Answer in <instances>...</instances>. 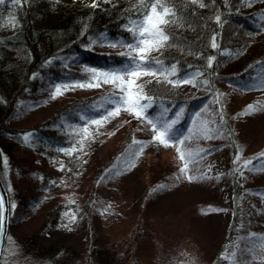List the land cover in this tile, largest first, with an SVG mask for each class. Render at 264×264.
<instances>
[{
    "label": "trees",
    "instance_id": "16d2710c",
    "mask_svg": "<svg viewBox=\"0 0 264 264\" xmlns=\"http://www.w3.org/2000/svg\"><path fill=\"white\" fill-rule=\"evenodd\" d=\"M262 1L246 0V3ZM145 2L149 3L150 0ZM171 2L177 8V22L162 27L174 37L168 42L173 46L154 51L151 57L163 60L168 66L176 63L180 77L199 71L202 75L197 77V83L208 80L209 85L193 87L191 84H181L174 87L163 82L157 84L151 76H141L136 84H144L145 92L156 98L158 103L172 108L170 117L180 107L185 108L184 118L176 125L178 131H182L188 128L193 113L203 105L213 107V112L220 107L213 106L210 101L221 95V89L231 87L243 90L247 80L264 71V44L261 47L251 46L248 38H244L264 24V9L256 10L241 0H228L227 6L225 0H216L215 4L211 0H204L207 4L204 9L191 4L190 0ZM140 8L139 0H118L105 8H93L90 4L71 0H28L23 7H13L6 0L5 5L0 6V182L8 202L7 233L8 225L14 221L22 224L35 222L36 232L23 245L29 254L36 253L40 239H48V247L51 248L54 235H73L83 228L92 245V254H88V259L93 257L94 260L86 258L81 263L119 264L120 252L125 245H129L130 256L134 257V264H138L137 250H143L161 235L159 229L155 231V227L150 225L154 219L152 216L156 215L152 213L151 204L161 196L160 193L175 192L187 184L207 188L219 181L230 188V205H226L229 220L210 263L224 264L221 257L226 254L229 264H248V259L249 264H261L264 248H254L248 237L250 233H255L264 240V226H255L250 217V195L260 197L259 194L264 193V184L257 185L251 181L256 172L257 177L262 178L259 171L245 170L242 165L246 160L258 165L256 157L264 152V145L256 155L243 156L240 139L233 130L231 112L222 107L223 125H219V115L215 116L221 134L214 139L186 142L191 148L196 146L197 149L210 150L206 156L224 158L220 172L223 175L219 180L215 179V175L211 179L190 181L175 166L165 169L159 154L167 152L170 147L151 143L152 140L148 138L151 131L146 130L148 134L142 135V139L134 134L133 129H127L117 147L107 145L105 134L110 125L119 121L117 127L121 128L127 123L122 118L123 109L114 119L104 123L98 132L96 126L80 119L84 114L88 118H99L100 113L92 109L102 98L112 94V84L62 89L61 95L52 98L54 85L68 80H88L92 74L85 72L84 67L104 72L119 68L127 61L128 58L120 53L128 49L120 45L111 47L109 42H131V34L125 30V25L138 18ZM9 15L16 18L14 28L9 23ZM216 15L221 16L219 25L215 22ZM213 35H216V43L219 44L216 50L210 47ZM101 39L105 41L103 44L99 43ZM92 40L97 43L91 44ZM109 48L112 49L105 50ZM210 56L216 57L212 68L208 67ZM169 78L175 80L177 77ZM160 79L163 81V77ZM132 89L134 92L135 85H132ZM158 111V107H153L149 114ZM23 122V126H13L14 123ZM138 123L144 125L139 120ZM85 126L96 134L85 141L82 152L67 156L57 151L58 148L70 146L69 137L74 127ZM146 127L150 129V126ZM29 133V141L24 142L23 134ZM133 139L146 144L139 155H134L139 149L133 145ZM19 150L40 157L47 166L39 168L31 165L28 158L18 154ZM237 152L241 157L237 166L244 172L243 177L231 174L234 167L232 161ZM152 158L153 162L150 161ZM61 164L65 166L64 171L58 170ZM142 164L148 166L142 168ZM200 165L201 160L197 164H190L193 170L187 175H200L195 171ZM161 170H168L167 175L162 176ZM157 174L161 178L147 186L146 177ZM53 181L56 183L53 184ZM70 200L74 203H70ZM188 207H182L173 214L175 227L180 231L179 239L183 234L181 232L186 231L187 223L191 225L194 215L209 218V212L219 209L220 204L198 202ZM69 210L76 216L74 223L65 216ZM155 218L160 220L164 216ZM103 225H107L109 235L114 238L110 243L98 239L100 237H96L98 242L91 239L95 238L97 232H104ZM188 230L197 232L192 225ZM102 231L101 234H104ZM199 232L203 234L201 230ZM198 238H193L197 246L194 259L197 264H207L209 255L205 252L202 239ZM174 245L176 247L173 249H176L178 243ZM242 249L252 251L241 252ZM125 260L128 261V258ZM127 261L123 264H127Z\"/></svg>",
    "mask_w": 264,
    "mask_h": 264
},
{
    "label": "rangeland",
    "instance_id": "374dc122",
    "mask_svg": "<svg viewBox=\"0 0 264 264\" xmlns=\"http://www.w3.org/2000/svg\"><path fill=\"white\" fill-rule=\"evenodd\" d=\"M71 1L74 3L90 5L93 3V0ZM116 1L118 0H109L108 3H105L103 0H97V3L99 7L105 8L114 4ZM246 4L249 6L251 5L252 8H257L256 10L264 9V1L254 4L248 2ZM12 17V15H9L8 19L11 20ZM256 28V32L247 33L244 38H248L247 40H249L251 46L261 47L264 44V24H261ZM111 49L112 48L105 50ZM261 84H264L263 70L256 73L252 79L247 80L244 84L245 89L243 90L231 87L221 89L222 107L232 114L233 130L240 139L242 150L244 152L243 156L250 157L256 155L259 149L264 145V88L260 87ZM212 105L214 106V104ZM249 105H253L256 110L244 114L245 109H247ZM212 113L213 107L209 106V113H203L200 119L209 121L212 119ZM122 115V118L127 120L125 126L118 128L117 124L120 122H113L105 134L107 136V145L111 148H113V146L117 147V145L123 140L127 129H133L134 134L141 136L142 139V135L146 136L148 134L146 130L150 133L149 128L145 125L141 126V124L138 123V120L134 119L128 112L125 111ZM23 125L24 122L21 124L14 123L13 126L20 127ZM189 126L190 124L188 127ZM153 135L154 133L152 132L148 137L149 140H152ZM136 139L139 140L137 137ZM192 149L197 150V147L195 146V148ZM18 154L22 157L28 158L30 164H33L35 167L40 168V166L43 165L47 166L40 157L32 156L29 153L20 150L18 151ZM159 155L161 156L165 169L167 166H175V169L180 170L185 163L180 160L179 154L173 146H170V150L167 152H163ZM153 160L154 158L150 161L153 162ZM148 164H145V166L142 164L141 167H147ZM223 164L224 158L221 156H206L205 159L201 160L198 173H206L208 176L219 175L222 171ZM209 166H211L210 171ZM167 171L168 170H161V175H167ZM258 174L262 176V178L257 177L256 172L252 175L253 180L251 181L256 182L257 185L258 183L264 184V171H259ZM189 175H191V173ZM158 178H161L158 174L156 176L146 177V182L148 183L147 186L152 185L151 182H157ZM229 190L230 188L228 185H223L219 183V181H215L207 188L187 184L181 186V189H176L175 192H161V196L151 204V209L153 210L152 213H155L156 215L152 216L154 219H152L153 222L150 224L152 228L155 227V231L159 229L158 231H160V233H158L161 235L154 238L143 250H137L139 254L137 256L138 264H197L194 259L197 246L195 245L193 238L199 239L198 237L202 239L205 252L209 255L208 257L205 256L207 257L206 262L207 264H211L210 262L219 246L220 238L229 220V212L226 210V205H230V202H228L230 198ZM215 200H217V202ZM198 202L209 204L219 203L220 207L219 209H216V211L211 210L209 212L211 214L209 215L210 217L206 219L194 215L190 224L192 225V229L196 228L197 232L192 233L189 231L188 229L191 225L187 223L188 226L186 225L185 227L186 231L181 232L183 234L179 239L178 236L180 231L175 227L176 220L174 219L173 214H176L182 207H191ZM186 209H189V207ZM158 215H163L164 219L162 218L159 220V218H155L158 217ZM250 217L255 226L259 228L264 226V200L254 194L250 195ZM8 226L9 231L6 233L2 251L4 264H83L81 261L86 258L88 259V256H90L88 254H92L90 253L92 246L91 241L89 237L87 238L86 233L82 231L83 228L78 229L73 235H54V239L50 242L51 248L48 247V239H40L39 242L41 244L39 245L40 247L36 248V253L30 252L28 254L23 245L28 242L30 237L36 232L37 224L33 221H31V223L27 222L23 224L14 221ZM102 229H104L105 233L101 229L100 230L104 234H101V231H99L100 233L97 232L95 238L91 239L95 242H98V239H102L104 242L108 243L112 242L114 238L109 235L107 225H103ZM200 230L203 234L199 232ZM96 237L100 238L96 240ZM176 242L178 243V246L176 249H173L176 247L174 245ZM175 251L176 253H172ZM120 253L121 258L119 264L125 263L127 261L125 260L126 257L128 258L127 264H134L135 259L130 256L131 252L129 253V245H125V248ZM221 259H224V264H229L226 254L222 255ZM88 260L92 261L94 258L89 257ZM247 262L249 264L250 259H248ZM261 264H264L263 259H261Z\"/></svg>",
    "mask_w": 264,
    "mask_h": 264
},
{
    "label": "snow or ice",
    "instance_id": "6c2138e0",
    "mask_svg": "<svg viewBox=\"0 0 264 264\" xmlns=\"http://www.w3.org/2000/svg\"><path fill=\"white\" fill-rule=\"evenodd\" d=\"M9 4L13 7H23L27 4L28 0H7ZM103 2L108 3L109 0H103ZM216 0H211L212 4H215ZM242 3H246V0H241ZM6 0H0V6L5 5ZM141 8L138 9L139 16L137 19L130 20L129 24L125 25V30L131 34V42L122 41H112L109 42L111 47H116L120 45L128 49L127 52L120 53L121 56H126L127 61L119 68L111 69L104 72H98L96 68L84 67V71L91 73L92 75L88 80L76 81L68 80L63 84H57L53 86L52 98L55 99L57 95L62 94V89H75V88H91L100 87L101 84H112L113 92L111 95L102 98L101 102L94 106L92 111L99 112V118H88L87 114L81 115V120H86L89 125L96 126V132L100 127H103L104 123L109 122L120 114L121 109L128 112L133 116L134 119L141 121L145 126H150V131L154 133L151 143L162 145L163 147L174 146L177 149L179 158L184 161L183 167L180 169L181 174L185 175L190 181L198 179H211L206 173H201L200 175H187L190 169V164H197L200 160L206 158V155L210 150L204 148H198L193 150L189 147L186 142L200 139H214L216 135L221 134L215 116L219 115V125L224 124V116L222 112L221 98L222 94L218 97H214L210 103L219 105L212 113V119L209 121L201 120L202 113H209V105L205 104L200 110L193 113L190 126L187 129L178 131L176 125L184 118L185 108L180 107L177 111L172 113L171 117L169 113L172 112V108L164 106L162 103H158L157 99L152 95L145 92L144 84H136V81L141 78V76H151L155 79L156 83H167L174 87H179L181 84H191L193 87L208 86L209 81L203 80L197 83V77L202 75L199 71L186 73L183 77L178 75L179 69L176 63L170 66L166 65L163 60L159 58L151 57L152 52H159L161 49L173 46L168 42L171 37L162 27L163 25L174 24L177 22V8L171 2V0H150L146 3L145 0H139ZM193 5H198L200 9L207 7L204 0H190ZM225 5H228V0H225ZM91 7H98L97 0H93ZM181 15L183 14V9L180 10ZM215 22L219 25L221 23V16H215ZM14 28L16 26V18L12 17L9 22ZM105 41L101 39L99 43L103 44ZM91 44L97 43V41L92 40ZM210 47L213 50L219 48V44L216 43V35L212 37V43ZM75 59V58H73ZM215 56H210L208 58V67L212 68L213 62L215 61ZM51 63V61H49ZM259 63V62H258ZM177 77L175 80L169 77ZM127 77V79H125ZM160 77H163L161 81ZM151 83V81H148ZM132 85H135V91L133 92ZM260 87L264 88V84ZM211 90V89H210ZM111 106V107H109ZM153 107H158L159 111L155 114L150 115L149 110ZM102 110V111H101ZM256 110L253 105H249L245 109L244 114H248L251 111ZM95 132L90 131L87 126L83 128H73L72 134L69 137V147L58 148L57 151L63 153L67 156H72L74 152H82L85 147V141L94 138ZM114 134V133H113ZM31 134H23V141L28 142ZM133 145H136L139 152L134 153V155H139L143 152L146 144L142 141H137L133 139ZM78 145V147H77ZM183 146V147H182ZM87 153H85L86 155ZM79 158V157H77ZM240 154H237L233 158V169L232 175L244 176V172L241 171V167L237 165L240 164ZM256 160L259 162L258 165H253L252 160L244 161L242 167L245 170L251 171H264V152L260 153ZM6 163V161H4ZM134 166V165H132ZM59 171H64L65 166L61 164ZM71 171V169H68ZM211 166H209V171ZM111 171V170H110ZM199 172V169H195ZM116 174H119L117 172ZM221 175H217L215 179L219 180ZM53 184L56 182L53 181ZM163 187V186H161ZM261 199L264 200V193L259 194ZM70 203L74 201L70 200ZM4 211H6L5 203L3 197H0V236H4V221L6 217L4 216ZM213 211H216L213 209ZM65 216H68L71 222H75L76 216L71 213V210L65 212ZM249 241L253 243V247L264 248V240L257 237L255 233H250L248 237ZM252 251V249H242L241 252ZM235 256V253H232ZM0 264H4L2 256H0Z\"/></svg>",
    "mask_w": 264,
    "mask_h": 264
},
{
    "label": "water",
    "instance_id": "95a60500",
    "mask_svg": "<svg viewBox=\"0 0 264 264\" xmlns=\"http://www.w3.org/2000/svg\"><path fill=\"white\" fill-rule=\"evenodd\" d=\"M0 197H3L4 203H5V208H6V211H4V213H3L4 216L6 217V219L4 221V224H5L4 233H5V235L4 236H0V256H2V251H3V247H4L5 236H6V233H7L8 202H7V196H6L5 190H4L1 182H0Z\"/></svg>",
    "mask_w": 264,
    "mask_h": 264
}]
</instances>
